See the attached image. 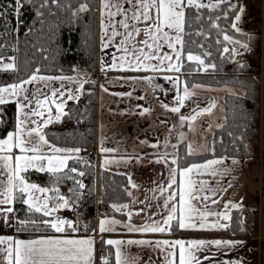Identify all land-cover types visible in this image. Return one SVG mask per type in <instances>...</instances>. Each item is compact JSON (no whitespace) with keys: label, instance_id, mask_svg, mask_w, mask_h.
<instances>
[{"label":"snow or ice","instance_id":"1","mask_svg":"<svg viewBox=\"0 0 264 264\" xmlns=\"http://www.w3.org/2000/svg\"><path fill=\"white\" fill-rule=\"evenodd\" d=\"M132 2V0H129ZM140 4L141 11L137 12L133 10L131 17L127 16L125 13L124 20L119 21V25L125 29V33H119L113 27L111 36L109 40L102 42V47L107 48L112 39L117 35L124 36V39L120 41L119 45H116L117 50L123 51L125 55L116 57L113 54L112 64L110 65L111 69H120L126 71H144V72H176L180 73L184 67L183 64V54L180 49L184 46V28L186 23L185 17V7H195V8H206V7H220L221 5L228 4L229 8L224 11V17L228 18V12L231 11L234 15V18L231 23V28L236 32H240L241 28L238 25V22L242 19V14L245 9L243 6L238 3H232V0H215L211 4L200 3L199 0H138ZM103 8L108 9L111 5L109 0H102ZM21 0H15V13L19 15V10L22 7ZM117 12H123L124 10L116 5ZM156 9L155 17L151 13V9ZM87 10V5L82 4L80 6V11ZM116 12L109 11L108 16L116 15ZM4 13L0 11V16H3ZM197 19H200L197 16ZM221 19V17H216V20ZM129 20L133 21H152L147 28L143 31L148 36V39L141 41V44L146 46L149 50H154L155 55L152 54V51L145 52V49L142 47H137L136 45H130V41L134 38L133 32L136 35L142 31L139 28L133 26V30L129 31ZM214 27L219 28L217 23L213 24ZM164 27H167L169 30H174V36L169 35V32L164 31ZM105 34L108 33V26L104 25ZM202 33L197 32L196 35H201ZM149 39L152 43H149ZM223 39L225 41H230L233 44H239L240 41L232 40V37L224 35ZM159 41H163L160 43ZM163 44H167V47L172 49L175 54L173 58L172 55L164 53L159 55ZM125 45H130L126 47ZM180 46L178 48L177 46ZM203 47V45H201ZM245 50H250L248 44H242ZM224 53L231 52V55L234 59L235 56L241 55L234 48L229 49L228 47L223 48ZM138 53V54H137ZM211 53H205V56H210ZM131 56V59L128 57ZM14 60V58H11ZM156 60L157 63H151L152 60ZM3 58L0 57V61ZM117 60L120 63H117ZM187 61L197 62L196 71H205L209 69H215V64H207L205 60L201 58L200 55H193L191 51L187 53ZM125 64L127 67L125 68ZM240 68H246L248 65L239 64ZM0 67L4 69H14L16 66L14 63H0ZM105 65L102 61L101 70L103 71ZM39 72V69L35 73L31 74L27 79H20L18 82L7 84L6 86H0V105H5L11 100H15L17 105V119L13 131L7 132L6 138H0V218L3 219V222L8 227H14L17 233L33 231L36 233H51V234H41L35 236L34 238L29 239H20L14 236H0V261L2 264H93L94 256V245H95V236L86 235L83 237L73 236V233H78L83 227L84 231H89L88 225H81L78 222H74L71 219H67L61 216H57L56 213L61 209L75 210V207L78 206L79 202L83 198V189L85 185L78 179L76 176H84V172H78L76 167L69 168L68 161L71 159L82 160V157L78 156L80 152L79 148H69L61 149L57 148L54 145H50L48 140L45 138V135L41 132V128L37 125V121L33 117H43L44 112L37 110L43 104L48 103L49 98L45 96L44 100L40 99L35 100L36 108L32 107L33 97L36 93L32 92L26 87V85L32 84L37 80L42 81H52V80H74V77H46L38 76L36 73ZM154 76H143V77H122L121 79L133 80V81H146L151 83L154 80ZM165 80L171 81L176 88L175 102L176 106L170 107L168 104H161V107L170 111L171 113L178 114V119L180 122V127H184L185 124L188 125L189 130H193L191 121H195L197 116L202 115L203 113H210L213 108H215V102L213 101L209 107L202 109L200 112H197L195 115H179L181 108L184 106L185 100L190 99L194 96V93L189 91L187 84H184L183 94H180L179 90V77H173L170 75L164 76ZM87 81H84L86 83ZM80 87H83L81 83ZM157 88L160 85L156 86ZM193 87H200V85H193ZM103 89V85H101ZM107 91V89H103ZM77 92L80 89L76 90ZM58 90L53 89L51 96L56 97ZM115 95H128L131 96L132 93H117ZM59 96L63 97L64 92H59ZM68 100L79 99L78 95L72 90H68L67 94ZM138 99H144L143 96L138 97ZM55 103V100L51 101ZM141 106L137 105V108ZM57 115L55 119L60 120L62 115H68V113L63 112V103H56ZM48 119L43 121V124L52 122L51 112L52 109L48 108ZM150 109L143 108L140 112L141 115L148 113ZM2 114V110H0ZM3 121L0 120V123ZM163 123V122H162ZM175 127V125H173ZM211 127V125H209ZM35 137V139H34ZM180 140L185 138L183 132L179 133ZM141 143H147V141H141ZM160 141L157 140L156 144L151 145L153 148H158ZM44 146H47L48 152L44 151ZM169 146L168 140L165 139L164 147ZM171 147L176 148V145H171ZM14 149L19 151L17 154ZM214 150V149H213ZM111 149H106L101 147V152H110ZM51 153V154H48ZM60 153H66V155H60ZM76 154V155H74ZM195 154V150L192 145L189 143L187 145L186 155ZM147 155V154H145ZM157 159L150 161V163H165L168 164V157L171 156L172 159L170 163L176 165L177 167L169 168V184L168 188L163 186H158L157 188L152 189V191L160 192L163 194L168 189H171L172 185L177 183V168L179 167V155L178 153H168V152H157L154 154ZM143 159L141 156H129L125 163H131L133 161L139 163ZM104 163H110V161H105ZM224 163L223 159H210L203 164L193 163L188 167L181 168L179 170L180 183H179V192L174 193L170 192L168 197L164 200V207H169V202L173 201L170 207L169 214L166 219L155 220L152 217L148 218V221L137 225L133 224L132 217L133 215H140V212L127 211V223L123 224V227L128 233H165L170 232L172 224L171 222L175 219L177 222V227L179 229H228L231 226L232 217L228 209H238L242 207L241 203H234L228 201L225 203L224 212H210V211H199L193 201H209L211 200L212 204L218 203L217 200L212 199L216 195L218 189H207L205 191L207 182L206 181H196L192 178L194 171L197 174H200L201 170L208 172L212 177L217 176H227L230 171L227 168L220 169L218 167ZM233 164L239 163L237 160H232ZM35 168L40 172H48L53 177H55L54 183H59L62 179H71L74 183V187L69 189L70 197H65L63 194L59 193L58 188L49 189L40 187L35 183H30L23 173H27L29 169ZM76 174V175H72ZM2 177H6L3 179ZM129 182L133 188L138 187L135 183L131 182L129 177ZM231 187V183H229ZM53 191L56 195L52 197L45 196L43 199L36 195L39 193H48ZM127 191V190H126ZM226 191V189H224ZM203 193V195H201ZM208 193H211L209 195ZM179 195V213L177 214V205L174 202L176 195ZM131 196V193H128ZM155 198V197H154ZM50 201L52 202L50 205ZM137 201L132 200V203L135 204ZM15 203H22L27 206V212L32 215L40 214L39 219H34L32 216L21 219L16 214V209L14 208ZM140 203H145V201H140ZM207 205H205V208ZM113 208L116 211H124L129 208L128 204L123 205H113ZM140 211H143L141 209ZM195 216L199 217V220H194ZM214 216L217 219L209 222L208 217ZM223 221V222H222ZM122 221L115 218H101L98 223V231L101 234V242L108 246H115V264H142V261L139 257H129L126 254V250L122 249V245H142L152 247L153 251L162 250L166 253L164 257L165 264H176L178 257V264H201L200 258L197 255L198 252L202 251L207 246L215 245L218 248L221 246H230L236 247L243 245V241L236 240H149V239H107L104 240V233H112L117 231V226L121 225ZM243 231V229H241ZM95 232V230H93ZM187 245V247H186ZM168 246V247H165ZM178 246V252L174 249ZM209 256H204V260H209ZM104 264H109L107 259L104 260ZM148 264H152L151 257H149ZM221 264H242L239 260H225Z\"/></svg>","mask_w":264,"mask_h":264},{"label":"trees","instance_id":"2","mask_svg":"<svg viewBox=\"0 0 264 264\" xmlns=\"http://www.w3.org/2000/svg\"><path fill=\"white\" fill-rule=\"evenodd\" d=\"M21 3L23 6L17 15L14 11L15 0H0V11L4 13L0 16V57L3 58L0 63H14L16 66L14 69L0 67V84L18 82L37 69L39 72L56 73L82 67L88 72L96 71L99 0H21ZM232 3L240 5L241 0H232ZM82 4L87 5V10L79 13L74 7ZM228 8L229 5L224 4L215 8L184 9L185 43L180 49L184 57L183 77L188 84L222 87L225 117L214 127L208 138L207 147L195 150V154L186 155L185 139L177 142L175 153L180 157L179 167L211 155H255L259 150L264 154V145L260 143L257 128L260 119H264V103L261 104L260 100L261 79L257 73L259 66L250 59L239 55L233 59L231 52H223L224 47L230 50L234 48L230 41L223 39L225 34L255 49L260 42V32L249 30L236 32L231 28L233 13L229 11L228 18H223L224 11ZM197 16L200 19H197ZM218 16L221 19L216 20ZM214 23H217L219 28L214 27ZM197 32L202 34L196 35ZM189 51L200 55L205 63L215 64L216 68L207 72L196 71L197 62L186 60ZM205 53L211 55L205 56ZM239 64H246L248 67L240 68ZM85 84L86 102L81 103L78 99L69 102L63 111L68 115H62L59 121L53 119L45 126V133L54 142L87 147L78 153L83 159L79 161L71 159L68 166L76 167L78 172L85 173L82 177L76 176V179L85 185V189L81 190L84 193L83 198L77 208L80 224H87L90 231L95 224L96 205L98 215L115 212L112 204L123 202L130 196L126 174L105 166L101 150L96 149L97 89L93 87V80ZM0 110H2L0 120L3 121L0 123V136H3L15 126L18 115L15 100L0 105ZM247 142L250 143L249 146ZM25 174L30 179L50 185L51 189L57 185H64L69 197L71 195L69 189L74 187L71 179H62L57 184L53 182L55 177L50 173L40 172L35 168L29 169ZM83 201L85 205H82ZM13 206L21 219L30 215L34 219L40 218V214L28 213L27 206L22 203H15ZM85 210L89 211L88 215L84 214ZM230 215L232 220L231 226L227 229L228 233L241 235L252 232L254 225L251 205L244 204L238 209L231 208ZM5 230H12L17 235L36 234L33 231L17 233L14 227L6 226L2 219L0 231ZM79 232H84L83 227ZM105 259L109 263L112 261L113 248L103 244L99 236L96 261L98 264H104ZM260 264H264V237L261 238Z\"/></svg>","mask_w":264,"mask_h":264},{"label":"crops","instance_id":"3","mask_svg":"<svg viewBox=\"0 0 264 264\" xmlns=\"http://www.w3.org/2000/svg\"><path fill=\"white\" fill-rule=\"evenodd\" d=\"M110 7L108 9L103 8L102 0H99V24H98V66L96 72L92 79L94 80V86L97 89V142L96 149L101 147L106 149H111L110 152L102 153L103 163L107 160L110 163H104L105 166L115 169L118 171H123L128 180V190L131 193L129 199L123 202H114L112 205H123L128 204L129 208L124 211H116L103 213L97 216L94 227L92 230L87 232H78L73 233V236L83 237L86 235L95 236V245H94V256L93 264H98L97 259V240L101 234L98 231V223L101 218H115L122 221L121 225L117 226V231L112 233H104L103 236L105 240L111 239H149V240H236L243 241V245L230 247V246H221L217 247L215 245H210L198 252L197 255L200 258L201 264H221L222 261L228 260H239L244 264H257L259 260V251H258V242L259 236H264V155H211L199 160L191 161L181 167L177 168V183L172 185L171 189L165 191L163 194L160 192H153L152 189L157 188L158 186H163L168 188L169 184V168L177 167L170 163L172 157L169 156V163H150L154 161L157 157L154 155L157 152L163 153H175V148L171 145H177V142L181 141L179 138V133L183 132L185 134V141L188 145H192L194 150H200L207 147L208 138L211 135L214 127L219 124L225 117V108H224V89L222 87H210L205 85H200L198 83L188 84L182 74L176 72H136V71H126L120 69H111L110 65L112 64L113 54L118 58L121 55H125L123 51L117 50L116 45L120 44V41L124 39V36L117 35L114 39L111 40L107 48L102 47V42L109 40L111 36L113 27L119 33H125V29L119 25V21L124 20L125 13L127 16L131 17L133 10L137 12L141 11L140 4L138 0H109ZM116 5H119L124 11L117 12ZM245 3L241 0V6ZM116 12L114 16H108L107 13ZM245 12L248 14V10L245 9ZM152 15L155 17L156 9H151ZM250 16V15H249ZM247 18H243L241 23L238 22L241 30L257 31L254 27H249L250 22ZM247 19V20H246ZM129 31L135 28H139L142 31L139 35H136L133 32V39L130 41V45H136L137 47H142L145 49V52L152 51V54L155 55L154 50H149L141 44V41L148 39V36L143 31L147 28L152 21H133L129 20ZM108 26V33L105 34L103 26ZM164 31L169 32V35L174 36V30H169L167 27H164ZM126 35V33H125ZM234 41H240L237 38H232ZM163 43V41H159ZM149 43L152 41L149 39ZM245 44L240 41L239 44H233V47L237 51L238 45ZM130 45H125L129 47ZM179 48V45L177 46ZM167 53L175 57L172 49L167 47V44H163L159 55ZM192 53V52H191ZM138 54V53H137ZM193 55H196L192 53ZM132 57L129 56L128 59ZM102 61L108 67L101 70ZM119 64L120 61L117 60ZM151 63H157L154 59ZM127 64H125V68ZM41 73V72H40ZM33 74V73H32ZM170 75L173 77H179L180 83L178 85L180 94H183V87L186 83L189 91L194 93L190 99H186L184 106L181 108L179 115H195L197 112H200L202 109L209 107V105L214 101L215 108L211 110L210 113H203L202 115L197 116L195 121H191L193 130H189L187 124L184 127H180V122L178 119V114L171 113L166 109L161 107V104H168L170 107L176 106L175 96L176 88L174 87L173 82L165 80L164 76ZM143 77V76H154V80L151 83L146 81H133L121 79L122 77ZM25 79V78H24ZM262 93L260 100L264 103V78L262 79ZM10 84V83H7ZM1 85V84H0ZM103 89H107L104 91ZM160 85L159 88L156 86ZM193 85H200V87H193ZM76 86V85H75ZM74 86V87H75ZM49 85H45V88ZM54 88L52 87V90ZM75 89V88H73ZM75 89L74 91H76ZM80 92H77L76 95L80 96L82 94V88L80 87ZM117 93H132L131 96L128 95H115ZM143 96L144 99H138V97ZM52 100H55V103H48V107H56V103H63V111L66 110L67 104L71 102L68 101L67 97L64 100V96L61 99L59 92L56 97H53ZM74 100V99H73ZM65 101V102H64ZM68 101V102H66ZM65 103V104H64ZM137 105L141 106L137 108ZM143 108H148L150 111L148 113L140 114ZM163 122V123H162ZM175 125V127H173ZM211 125V127H209ZM45 126V125H44ZM2 138V137H0ZM165 139L168 140L169 146L164 147ZM157 140L160 141L158 148H153L151 145L156 144ZM141 141H147V143H141ZM49 142H52L49 140ZM54 143V142H53ZM51 145H53L51 143ZM55 147L58 144L54 145ZM64 146V145H62ZM60 148V147H57ZM67 148H79L87 149L83 146H67ZM14 151L19 154L17 149ZM45 152H48V148L44 149ZM51 154V153H48ZM66 155V153H60V155ZM147 154V155H145ZM129 156H141L143 159L139 163L133 161L131 163H125ZM223 159L224 163L218 167L220 169L227 168L230 171L227 176H217L212 177L208 172L201 170L200 174H197L195 171L192 174V178L196 181H206L207 189H218L216 195L212 197L218 201L216 204H212L211 200L209 201H193L199 211H210V212H224L225 203L232 201L234 203H241L242 205H251L253 211H255L253 216L254 228L249 234L234 235L227 232V229H179L177 227V222L174 219L171 224V231L165 233H128L123 227L124 223H127V211L140 212V215H133L132 223L140 225L148 221L149 217H152L155 220L166 219L171 204L173 201L169 202V207H164V200L168 197L170 192L178 193L179 192V183L180 176L179 170L184 167H188L193 163L203 164L210 159ZM232 160H237L239 163L233 164ZM24 175V173H23ZM129 177L131 182L135 183L138 187L133 188L129 182ZM6 179V177H2ZM231 183V187H229ZM226 189V191H224ZM56 195L55 192H53ZM60 194H63L65 197H69L66 192L62 191ZM211 195V193H208ZM51 194V197L54 196ZM203 195V193L201 194ZM50 197V194H48ZM155 197V198H154ZM135 199L137 202L132 203V200ZM140 201H145V203H140ZM177 205V214L179 213V195L177 194L174 201ZM52 203V202H51ZM50 203V205H51ZM205 205L207 207L205 208ZM143 209V211H140ZM76 207L75 210L61 209L56 213L57 216H61L67 219H71L74 222L80 223L79 212ZM229 213L231 208L228 209ZM217 218L214 216L208 217V221L212 222ZM194 220L198 221L199 217L195 216ZM150 222V221H148ZM223 222V221H222ZM95 230V232H93ZM41 234H51L49 233H36L32 235H17L14 231H0V236H14L20 239H29L34 238L35 236ZM122 249L126 250V254L129 257H139L142 261V264H148L149 257H151L152 264H165L164 257L166 253L162 250L153 251L152 247L142 246V245H122ZM168 247V246H165ZM187 247V245H186ZM113 248V259L109 264H115V246ZM178 252V246L174 249ZM204 256H209V260H204ZM2 264V261H0ZM176 264H178V257Z\"/></svg>","mask_w":264,"mask_h":264},{"label":"rangeland","instance_id":"4","mask_svg":"<svg viewBox=\"0 0 264 264\" xmlns=\"http://www.w3.org/2000/svg\"><path fill=\"white\" fill-rule=\"evenodd\" d=\"M242 1L245 3V5H243L244 9L248 10V14L244 11V13L242 14V19L247 18L246 16L248 15L249 18H248V20L247 19L246 20L250 22L249 27H254L258 32H260V42L257 44V46L259 47V44L261 43L260 46H262V47L258 48L255 52H253L255 49H252L249 44L248 45H249L250 50H245L243 47H241L242 44H240V45H238L237 52L241 53V55H239V57L247 58V59L252 60L253 62H257L258 66H259L257 73L261 79V87H262V83H263L262 79L264 78V0H242ZM199 2L211 4V3H214L215 0H199ZM74 9L77 10V12H79V13L82 12V11H80L79 5L75 6ZM242 19H241V21H242ZM241 21H240V23H241ZM245 44H247V43H245ZM94 72H96V71L88 72L87 70H85V68L83 69L82 67H78L73 71H64V72H56V73H53V72H41V73L38 72V73H36L38 76H46V77L64 76V77H74L75 79L74 80H63V81H61V80H52V81L37 80V81L33 82L32 84L26 85V87L28 89H30L32 92L36 93V95L32 98L33 99L32 107L36 108V104H35L36 99H40L41 101H43L45 96H47L49 98L48 103L50 105V103L53 99V97L51 96L52 87L54 89L58 90V92H64V100H65L67 97V94H68V90H72L76 95L77 91H74V90L80 89V85L82 83L83 87H82L81 96L85 97L84 89H85L86 84L84 83V81L89 82L90 80H93L92 77L94 75ZM28 77H26L25 79H27ZM93 82H94V80H93ZM9 83H14V82H9ZM6 85H7V83H3L0 86H6ZM45 85H49V87L45 88ZM93 87H94V85H93ZM73 88H75V89H73ZM261 93H262V89L260 90V96H261ZM61 99H62V97H61ZM68 101H66V102H68ZM70 101H73V100H70ZM48 103L43 104L39 109H37V110L43 111L44 116L43 117H33V119H35L37 121V125L40 126L41 132L45 135V138L49 142V140H51V139L45 133V126L43 124V121L45 119H48L49 114H48L47 109L51 108L50 106L48 107ZM261 104H262V102H261ZM51 109H52L51 116H52V120H53V119H55V117L57 115V109H56V107H53ZM257 128H258L259 137L261 140L260 143L263 146L264 145V119L263 118L260 119ZM13 130H14V128L10 129L9 131H13ZM6 135H7V133L3 136H0V137L6 138ZM34 139H35V137H34ZM51 141L52 142H49L50 145H51V143L53 145L58 144L57 147H60L61 149H69V148H67V146H77V145H68V144L57 143V142H54L53 140H51ZM62 145H64V146H62ZM249 145H250V143L247 142V146H249ZM45 148H47V146H44V149ZM72 149H74V148H72ZM259 154L264 155L260 152V150H259V153L255 154V155H259ZM61 155H63V154H61ZM251 155H254V154H251ZM238 156H244V155H238ZM24 175H25V178L30 183H35L40 187L51 189L50 185L42 183L38 180L30 179V178H28V176L25 173H24ZM55 188L59 189V193L62 191L65 192L64 185H60V186L57 185V186H55ZM48 194H50V197H51V194L54 195L53 191H49L48 193H39V192L36 193V195L38 197H40L41 199H43L45 196H48ZM50 203H51V201H50ZM76 209H77V211L75 213H78L77 206H76ZM254 213H255V211H253V216H254ZM253 225H254V223H253ZM10 231H12V230H9V232ZM263 237L264 236H261V235L259 236V242H258V246H257L258 251H259V260H258L257 264H260V245H261V238H263Z\"/></svg>","mask_w":264,"mask_h":264},{"label":"built area","instance_id":"5","mask_svg":"<svg viewBox=\"0 0 264 264\" xmlns=\"http://www.w3.org/2000/svg\"><path fill=\"white\" fill-rule=\"evenodd\" d=\"M260 44H261V43H260ZM260 44H259V47L256 46V48H255V50H254L253 52H255L258 48H261V47H262V46H260ZM253 52H252V53H253ZM79 101H80L81 103H84V102H86V98H85L84 96H80V97H79ZM81 126L83 127V122H81ZM79 205H80V204H79ZM82 205H85V202H84V201H83ZM94 213H95V216H97V213H98L97 205H96L95 208H94ZM84 214H85V215H88V214H89V211L85 210V211H84ZM0 221H1V219H0Z\"/></svg>","mask_w":264,"mask_h":264}]
</instances>
